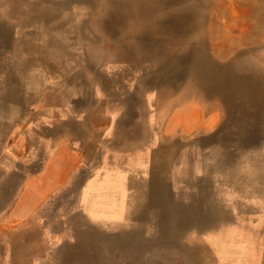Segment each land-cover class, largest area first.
<instances>
[{
	"label": "rangeland",
	"instance_id": "1",
	"mask_svg": "<svg viewBox=\"0 0 264 264\" xmlns=\"http://www.w3.org/2000/svg\"><path fill=\"white\" fill-rule=\"evenodd\" d=\"M182 1L165 12L199 8L210 19L221 5L225 22L229 12L244 17L247 0H206L207 7ZM15 2L22 12L58 14L56 34L44 32V21L31 27L26 21L36 37L14 35L7 18ZM253 3L257 15L264 13V0ZM114 9L108 0H0V18H6L0 20V47H37L35 70L22 52L0 54V264H215L210 233L234 226L252 232L246 227L252 222L264 226V89L256 103L247 82L216 78L244 53L243 74L264 84V29L253 37L234 23L227 31L221 24L225 37L218 42L227 44L221 49L209 28L201 32L212 65L210 77L200 80L193 61L184 59L189 49L151 26L157 16L115 19ZM62 49L59 86L62 73L45 59L60 62ZM61 88L64 124L84 125V156L51 196L17 208L25 174L39 175L44 162L19 166L14 132L38 112L45 94Z\"/></svg>",
	"mask_w": 264,
	"mask_h": 264
},
{
	"label": "crops",
	"instance_id": "2",
	"mask_svg": "<svg viewBox=\"0 0 264 264\" xmlns=\"http://www.w3.org/2000/svg\"><path fill=\"white\" fill-rule=\"evenodd\" d=\"M19 5L17 2L10 5L9 18H7V20L13 22L14 35L28 36L32 39L36 37L35 31L30 32L26 29V21L29 22V27L36 21H44V32L56 34V27L59 24H54V21L61 19L58 14L46 9L38 10L37 8L32 11L28 10L29 13H26L22 12L23 9ZM0 20H6V18L2 17ZM33 25L35 26V23ZM30 42L33 41L30 40ZM10 49H12L11 53L13 52L14 57L15 52H22V60H27L28 68L36 69V44L33 47H24L21 50H18L15 44L7 49L9 51H5L6 48L0 47V54L4 56L5 52H10ZM59 53H61L59 56L60 62H57L54 57H46L45 61L60 70L62 75L55 80V83L64 86V49ZM59 91L58 94L52 92L51 94H45L43 102L38 106V112L36 105H34L33 107L36 110L34 114L31 112L26 124L22 125L20 131L14 132L11 147L14 157L18 159L19 166L24 161H28L29 165L34 164L37 159H43L44 162V168L39 175L25 174L23 188L19 189L15 198L17 208L21 207L30 198L34 200L29 201L31 203L28 204L32 207L41 202L37 200L38 197L51 196L66 181L71 179L79 163V157L84 156L79 149V142L83 143L85 141L84 125L69 128L68 125L64 124V90L61 88ZM34 101H36V96L32 97V102ZM76 119L78 122L79 118ZM88 138L90 139V136ZM75 144L78 145L75 147ZM59 164L62 167L57 171L55 166ZM37 182H42V184H37ZM48 183L50 184L48 185ZM91 196L90 192H86L84 198L90 199ZM248 225H252L246 226L254 229L252 232L236 231L237 227H245L234 226L232 231L210 233L207 236L206 242L208 241L207 243L215 255V264H264V231H261L264 226L260 222H252Z\"/></svg>",
	"mask_w": 264,
	"mask_h": 264
},
{
	"label": "bare ground",
	"instance_id": "3",
	"mask_svg": "<svg viewBox=\"0 0 264 264\" xmlns=\"http://www.w3.org/2000/svg\"><path fill=\"white\" fill-rule=\"evenodd\" d=\"M108 1H111L115 5V9L111 14L114 16L115 19L118 18L120 19L128 14L130 16L143 17V19L150 21L152 20V18L157 16L156 18H154L155 20L152 21L153 25L151 24V26H153L155 30H159V31L163 30L168 32V34L170 35L169 38H173L172 42L173 45H175L176 47L178 48L186 47L189 49L187 56L186 57L183 56V57L185 61L189 59L190 61L191 60L193 61V66H194L193 76L199 78L200 80H205L207 77H210L211 74L209 73V70H210V66L212 65L211 61L209 60L206 54V50H208L207 48H210L208 47V44L210 43H207V38L201 36V32L206 31L209 28L210 29L209 36L210 38L213 39V43H215L214 44L215 47L217 46L218 49H221L222 47L224 48L227 45L226 40H224L223 43L218 42L222 37L223 38L225 37L223 36L224 33L220 30L221 24L223 25V29L227 31L230 30L231 26H233L234 23L235 29L241 31L242 33H245V35L254 34L253 37L256 36V33L258 30H260V28L264 29V13H258L257 15L256 10L253 8L254 0L245 1L246 4L243 5L245 8L244 10H246V12L244 13V17L243 15H240L242 18H237V17L234 18L233 15H231V12H229V15L225 17V22L223 21L225 15H223L222 11L220 10L221 5L219 4H218L219 6L215 9L216 13L218 14V15L216 14L217 18L211 17L210 19H207L206 13L200 11L199 8L198 9L185 8L186 9L185 13L181 15H178L176 13L177 10L165 12L166 9L170 8V6H173L174 4H177V2H181V0H108ZM191 1H195V0H183L182 2L189 3ZM199 1L202 2L204 6L207 5L206 0H199ZM183 3L180 4L184 5ZM124 5L129 6L127 11L122 8V6ZM188 6L189 5H187L186 7ZM223 9H225V7ZM233 9L234 8H232L231 10ZM259 11H260V7L258 12ZM208 21L210 22L211 25H208L209 24ZM150 28L152 27L148 26V28H146L145 30H148ZM261 34H260L261 37L264 36V33L262 35ZM238 38L240 37L238 36ZM256 44L255 42H251L250 45L256 46ZM129 49L131 52H134V46H132ZM135 50H137V48H135ZM180 51L181 50L176 51L178 59L182 58L180 56L181 54ZM243 54L244 53H239L233 61L229 62L226 66L220 69L221 71L218 73L216 78L222 80L223 79L234 80V82L235 81L247 82L250 87L248 90L249 93L251 94L254 101L258 103L260 101L264 89L263 87L264 84L260 83L255 75H253L252 77H247V75L243 74V72L245 73V71L247 70L246 65L241 61ZM214 76L216 75H213L211 77Z\"/></svg>",
	"mask_w": 264,
	"mask_h": 264
}]
</instances>
